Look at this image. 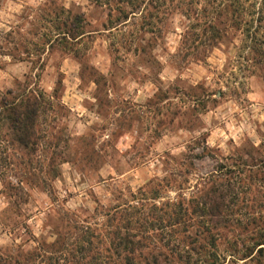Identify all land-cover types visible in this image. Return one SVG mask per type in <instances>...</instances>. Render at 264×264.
<instances>
[{
    "label": "rangeland",
    "instance_id": "rangeland-1",
    "mask_svg": "<svg viewBox=\"0 0 264 264\" xmlns=\"http://www.w3.org/2000/svg\"><path fill=\"white\" fill-rule=\"evenodd\" d=\"M0 264H264V0H0Z\"/></svg>",
    "mask_w": 264,
    "mask_h": 264
},
{
    "label": "trees",
    "instance_id": "trees-1",
    "mask_svg": "<svg viewBox=\"0 0 264 264\" xmlns=\"http://www.w3.org/2000/svg\"><path fill=\"white\" fill-rule=\"evenodd\" d=\"M7 95H11L8 91ZM40 97L17 96L12 103L3 100L2 121L7 124L11 139L23 148L34 144V126L40 112Z\"/></svg>",
    "mask_w": 264,
    "mask_h": 264
}]
</instances>
